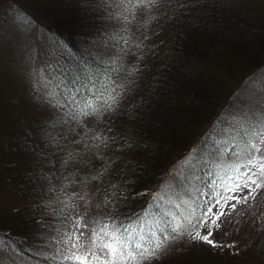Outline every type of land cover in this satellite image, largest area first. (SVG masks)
<instances>
[{"label":"trees","instance_id":"16d2710c","mask_svg":"<svg viewBox=\"0 0 264 264\" xmlns=\"http://www.w3.org/2000/svg\"><path fill=\"white\" fill-rule=\"evenodd\" d=\"M20 1L0 0V40L20 27L26 34L6 46L20 67L0 68V232L32 254L17 264H45L69 227L62 188L71 168L62 157L79 131L47 94L101 75L124 33L112 0ZM152 15L130 26L141 48L124 58L118 105L89 125L108 143L89 160L99 179L90 181L88 215L124 225L195 195L204 162L220 155L216 142L241 116L264 112V0H161ZM232 216L238 228L226 225L215 238L235 241L239 254L184 237L152 264H264V227L256 226L264 193Z\"/></svg>","mask_w":264,"mask_h":264},{"label":"snow or ice","instance_id":"6c2138e0","mask_svg":"<svg viewBox=\"0 0 264 264\" xmlns=\"http://www.w3.org/2000/svg\"><path fill=\"white\" fill-rule=\"evenodd\" d=\"M112 2L117 4L114 18L122 22L124 34L117 41L120 45L117 51L104 61L102 74L90 76L84 83L77 79L78 86L57 85L61 89L60 96L48 93L46 97L53 107L64 110L63 123L71 122L79 131L72 135L71 150L62 157V167L71 168L62 188L66 196L64 206L71 210L64 217L69 227L53 241L55 254L44 258L45 264L48 261L51 264H152L174 241L184 237L214 249H237L235 241L225 243L215 237L226 225L238 228L239 220L229 218L238 213L241 206L254 207L257 198L264 193V112L259 117L251 113L241 116L226 133V138L216 142L220 155L216 160L210 158L204 162L206 171L204 177L198 178L201 187L193 189L195 195L188 193L187 198H179L178 202L169 201L167 206L158 207L143 224L135 226L118 223L108 215L89 217L87 210L92 198L88 188L90 181L99 179V173L88 174L89 160L99 159L98 150L108 143L107 136L89 125L118 105L125 89L120 79L124 58L135 56L134 49L141 48L140 43L134 42L130 26L136 24L140 16L145 18V24L155 19L152 13L161 0ZM56 143L59 147L60 142ZM63 148L68 149L69 145L64 144ZM70 185L73 189L69 193ZM81 207L85 210L83 213L79 211ZM256 226L264 227V221L257 218ZM21 254L32 258L11 235L0 232V264H17V257L23 258ZM234 254H239V250Z\"/></svg>","mask_w":264,"mask_h":264},{"label":"rangeland","instance_id":"374dc122","mask_svg":"<svg viewBox=\"0 0 264 264\" xmlns=\"http://www.w3.org/2000/svg\"><path fill=\"white\" fill-rule=\"evenodd\" d=\"M15 3L17 5L18 4L20 5L21 1L15 0ZM8 37L10 41L7 40L4 36H2L0 40V68H8L7 72L13 71L16 68H19L20 67L19 65H21V60L18 61V57H17L19 55L15 56V52H13L10 47H6V46H10L12 44L13 46H16V45L18 46L20 41H24V39L26 38L24 28L20 27L16 31L13 30L11 33H9ZM6 55L8 58H6ZM232 217L234 218L235 216H232ZM232 217H230L229 219L232 220L233 219Z\"/></svg>","mask_w":264,"mask_h":264}]
</instances>
